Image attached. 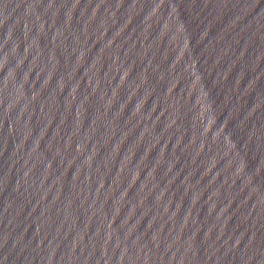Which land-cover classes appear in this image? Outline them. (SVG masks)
I'll use <instances>...</instances> for the list:
<instances>
[{
  "label": "water",
  "instance_id": "1",
  "mask_svg": "<svg viewBox=\"0 0 264 264\" xmlns=\"http://www.w3.org/2000/svg\"><path fill=\"white\" fill-rule=\"evenodd\" d=\"M0 264H264V0H0Z\"/></svg>",
  "mask_w": 264,
  "mask_h": 264
}]
</instances>
